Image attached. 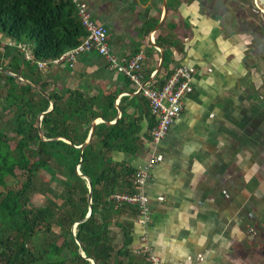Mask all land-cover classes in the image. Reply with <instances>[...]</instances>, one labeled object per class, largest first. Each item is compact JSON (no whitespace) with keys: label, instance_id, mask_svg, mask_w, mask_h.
Segmentation results:
<instances>
[{"label":"crops","instance_id":"crops-1","mask_svg":"<svg viewBox=\"0 0 264 264\" xmlns=\"http://www.w3.org/2000/svg\"><path fill=\"white\" fill-rule=\"evenodd\" d=\"M82 1L94 22L106 27L115 56L143 52L146 86L158 87L178 64L195 70L192 91L156 146L162 159L144 185L150 221L134 224L131 245L144 234L163 264H246L239 247V182L232 188L227 180L232 169L238 181L243 137L256 143L263 119L257 21L247 24L244 11L227 0H166L164 18L162 0ZM152 44L168 56L157 72L159 49ZM41 73L55 92L77 89L95 97L100 105L95 110L107 115V124L122 121L118 125L126 134L109 152L111 161L134 171L148 158L153 118L147 102L101 56L78 54L71 67L49 66Z\"/></svg>","mask_w":264,"mask_h":264},{"label":"trees","instance_id":"trees-1","mask_svg":"<svg viewBox=\"0 0 264 264\" xmlns=\"http://www.w3.org/2000/svg\"><path fill=\"white\" fill-rule=\"evenodd\" d=\"M0 31L16 42L32 41L30 61L23 60L16 48L2 45L0 68L37 87L0 72V101L8 103L11 114L9 129H0V264H90L79 256L75 240L94 264H147L131 247L135 207L113 208L108 201L112 192L130 190L134 173L109 157L118 147L117 140L126 134L118 125L122 121L107 124V115L95 110L96 105L100 107L95 97L77 89L55 92L35 68V60H49L84 37L73 4L68 0H0ZM167 61L164 51L161 70ZM49 102L51 109L38 124V115ZM105 106L111 107L110 96ZM96 116L103 121L94 125L81 152L57 139L81 144ZM76 166L91 181V213L75 225L72 236L71 226L85 216L88 201L86 182L76 174ZM16 170L22 177L18 185L8 181ZM40 173L63 187L59 203L46 197L33 205L32 195L44 194L47 187ZM40 232L42 242L35 247L33 237ZM49 232L64 234L61 242L48 239Z\"/></svg>","mask_w":264,"mask_h":264},{"label":"built area","instance_id":"built-area-1","mask_svg":"<svg viewBox=\"0 0 264 264\" xmlns=\"http://www.w3.org/2000/svg\"><path fill=\"white\" fill-rule=\"evenodd\" d=\"M76 11L78 20L85 31L84 37L76 45L62 51L49 60H35V68L43 72L46 67L64 64L71 67L78 54L95 52L107 63L109 69L124 75L136 88V92L143 96L148 105V110L153 118V124L148 132L150 143V154L148 158L135 170L130 180L129 191L112 192L108 201L113 208L122 205L135 207L136 216L134 223L145 226L149 223L151 210L148 207L149 198L144 192V185L149 177L152 167L162 159L156 146L166 135L170 124L176 119L182 106V98L192 91V76L194 68L184 64L174 66L169 75L158 87H148L143 83L142 65L144 54L137 51L126 58L115 56L109 49L107 43V29L101 24L94 22L90 17L87 6L82 0H68ZM9 47L15 46L25 61L32 60V49L27 44L9 39L4 43ZM161 201L162 197H156ZM132 250L143 255L147 264H163L161 259L152 252L146 242V237L141 234Z\"/></svg>","mask_w":264,"mask_h":264},{"label":"flooded vegetation","instance_id":"flooded-vegetation-1","mask_svg":"<svg viewBox=\"0 0 264 264\" xmlns=\"http://www.w3.org/2000/svg\"><path fill=\"white\" fill-rule=\"evenodd\" d=\"M234 6L241 8L245 14L246 23L257 21L258 63L260 65V87L263 93L258 97L264 105V19L260 12L253 8L252 0H227ZM227 3V2H226ZM228 13L232 10L227 7ZM225 9V10H226ZM236 11H233L235 13ZM262 121L258 128V141L252 142L248 137H243L241 149L245 156L239 165V179L230 170L228 183L236 188L239 182V200L241 211L240 250L246 264H264V110ZM237 181V183H235ZM232 200L233 196L228 197ZM234 243V242H233ZM233 249V247H232Z\"/></svg>","mask_w":264,"mask_h":264},{"label":"rangeland","instance_id":"rangeland-1","mask_svg":"<svg viewBox=\"0 0 264 264\" xmlns=\"http://www.w3.org/2000/svg\"><path fill=\"white\" fill-rule=\"evenodd\" d=\"M9 40L8 37L5 36V34H3L0 31V52L2 50V45H4L5 42H7ZM18 42H22L27 44V46L32 49L33 43L31 40H26V39H22L21 41ZM12 48H15V46H12ZM7 105L8 103L6 101H0V129H3L5 131H7L10 127L9 125V121H8V117L11 116V114L9 113V111H7ZM12 146V145H11ZM52 166H54L52 164ZM16 176L15 177H8V181L11 182L12 184L18 185L19 182L22 180V177L18 174V171L16 170ZM57 172V176L58 175V170L56 169ZM39 176H41V179L44 180L45 182H47V187L45 188V192L44 194H40V193H34L32 195V200H33V205L36 206L39 203H43L46 200V197H49L50 199L54 200L55 202L59 203L60 199L58 197V194H60L62 192V186L59 185L58 183H56L52 177H50L47 174H42L40 173ZM64 236V234H62L61 236L58 235L56 236L55 232H49L48 234V239L54 238L57 239V244H59L62 240V237ZM42 242V238H41V232L37 234V236L33 237V245L35 247H38L40 245V243Z\"/></svg>","mask_w":264,"mask_h":264},{"label":"water","instance_id":"water-1","mask_svg":"<svg viewBox=\"0 0 264 264\" xmlns=\"http://www.w3.org/2000/svg\"><path fill=\"white\" fill-rule=\"evenodd\" d=\"M252 4H253V7H254L255 9H257V10L262 14L263 19H264V0H252ZM161 6H162V18H164V16L166 15V12H167L166 0H162V4H161ZM158 24H159V23H158ZM158 24H157V25H158ZM155 29H156V28H154L153 31H154ZM152 45H153L154 47H156V48L159 49V61H158V64H157V67H156V70H155V71L157 72V71L160 70L161 64H162V62H163V54H164V53H163V50H162L157 44H152ZM0 72L3 73V74H6V75H11V76H13L14 78H16V79H18V80H20V81H23V82H25V83H27V84H31V83H29L26 79L22 78L21 76L16 75V74H14V73H12V72H9V71H7V70H2V69L0 68ZM31 85H32V84H31ZM32 86H33L35 89H37L36 86H34V85H32ZM41 94H42V95H45V93H43L42 91H41ZM49 109H51V102H49L48 108H47L44 112H42V113H40V114L38 115V124H39V121H40V118L42 117V115H43L44 113H46L47 111H49ZM95 123H96V118H94V119L91 121V125H90V129H89V131H88V134H87L85 140H84L81 144H79V145H72L68 140H66V139H64V138H57V139H61V140H63L64 142H66L67 144H69L70 146L75 147V148H78V150L81 152L82 149H83V147L88 143V141H89L90 138H91V135H92V132H93V129H94V125H95ZM38 133L40 134V131H39V130H38ZM79 163H80V162H79ZM75 171H76V174L79 175V176H81L82 178H84V180H85V182H86V188H87V192H88V201H87V211H86L85 216H84L80 221L74 222L73 225L71 226V229H70V230H71V234H72V236H74L75 225H76L78 222H81V221L85 220V219L90 215V213H91V206H90L91 181H90V179H89L88 177L82 175V174L78 171V167H77V166L75 167ZM75 243H76L77 246H78V254H79V256L82 257V258H84V259H87V260L89 261L90 264H94V261H93L92 259H90V258H88V257H85V255L83 254V252H82V250H81V248H80V245H79V243H78L77 240H75Z\"/></svg>","mask_w":264,"mask_h":264}]
</instances>
